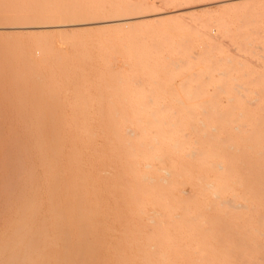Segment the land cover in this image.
<instances>
[{
    "label": "bare ground",
    "instance_id": "6f19581e",
    "mask_svg": "<svg viewBox=\"0 0 264 264\" xmlns=\"http://www.w3.org/2000/svg\"><path fill=\"white\" fill-rule=\"evenodd\" d=\"M249 1L0 0V264H264Z\"/></svg>",
    "mask_w": 264,
    "mask_h": 264
},
{
    "label": "rangeland",
    "instance_id": "374dc122",
    "mask_svg": "<svg viewBox=\"0 0 264 264\" xmlns=\"http://www.w3.org/2000/svg\"><path fill=\"white\" fill-rule=\"evenodd\" d=\"M255 3H254V2ZM257 1V2H256ZM238 4V3H237ZM237 4H229V5H227V6H224V7H222L221 6V8H220V6L219 5H217V6H215V4H209L208 6H207V8H199V9H202V11L201 10H198V9H193V11L192 10H190V11H187V12H184L185 14H184V16L186 17H184L185 19H187V18H192V19H198L197 17H199V18H201V19H207V18H209V19H211V20H213V21H217V19L218 20H220V19H226V21H227V23H229V24H231V26L233 27V31L232 32H230V34H226L225 36H224V39H227V41H229L231 38H234L235 37V35L239 32V29L237 28V27H240V26H244L245 27V25L246 24H244V25H242V22L243 23H247V25H246V27L247 26H254V25H259V26H261L262 27V30L264 31V0H252V1H249V2H245V3H240V6L238 7L237 6ZM242 4V5H241ZM232 5V6H231ZM239 5V4H238ZM211 6H212V8H211ZM261 6V7H260ZM214 7V8H213ZM238 7V8H237ZM247 7V8H246ZM248 7H250V8H248ZM260 7V8H259ZM211 8V9H210ZM234 8V9H233ZM207 9L210 11V14H209V11L207 12ZM219 9V10H218ZM225 9V10H224ZM243 9H245L244 11H243ZM248 10V11H247ZM200 11V12H199ZM213 11V12H212ZM219 11H220V13H219ZM240 11V12H239ZM195 12H197V13H195ZM199 12V13H198ZM234 14H233V13ZM244 12V13H243ZM256 12H257V14H256ZM205 13H207V14H205ZM232 13V14H231ZM195 14H196V16H195ZM237 15V16H236ZM246 15V16H245ZM248 15H250V17H252V18H250V19H248V18H246V17H249ZM258 15V16H257ZM260 15V16H259ZM263 15V16H262ZM203 16V17H202ZM227 16V17H226ZM229 16H230V18H229ZM235 16V17H234ZM243 16H245V18L246 19H244V17ZM256 16V17H255ZM221 17V18H220ZM179 18V19H178ZM228 18V19H227ZM237 18V19H236ZM251 19H253V20H251ZM180 20H183V17H174V18H170V19H167V20H165L164 22H163V24H170V23H176L175 21H180ZM242 22H241V21ZM254 21V22H253ZM261 21V22H260ZM259 22V23H258ZM262 24V25H261ZM237 26V27H236ZM89 26H83V27H80L79 29H77L78 31H76L78 34H77V36H92V35H96V33L94 32V30H91L90 31V29H92L93 27H89ZM236 27V28H235ZM138 28V27H137ZM6 31H12V33H16V32H19V33H21V32H23L22 30H24L25 32H23L22 34H27V31H31V30H27V29H5ZM4 29L3 30H1V32H4V33H6V31H5ZM32 30H34V29H32ZM57 30V29H56ZM51 31V32H53L55 35H56V33H57V35L56 36H63V35H66L69 31L68 30H70L69 28H58V30L57 31ZM81 30V31H80ZM132 30V32H133V28L131 29ZM14 31V32H13ZM59 31V32H58ZM82 31H83V33H82ZM90 31V32H89ZM50 32V31H49ZM251 31H248V32H246V35H248V33H250ZM65 33V34H64ZM61 34H63V35H61ZM71 34V33H70ZM263 34H264V32H263ZM228 36H230V37H228ZM226 41V40H225ZM224 48H227V49H225V53H226V55H228V54H233V52H231V50H229V47L226 45ZM243 52H245V53H243ZM239 54H241L242 55V57L244 56L245 58H247V59H250V60H252L253 61V63L252 62H246V71L247 72H251V73H257V72H261L262 70H261V68H260V66H262V65H264V59L263 58H261V59H258V55L256 56L255 55V58H254V54H251L250 52H246V51H243V50H241V52H239ZM247 56V57H246ZM257 57V58H256ZM244 58V59H245ZM244 59H241V60H244ZM256 64H255V63ZM261 62V63H260ZM259 64V65H258ZM257 65V66H256ZM261 70V71H260ZM195 245H197L198 247H200V245H198L196 242H193L192 243V246H193V248H196L195 247ZM197 247V248H198ZM165 253H166V255L168 256V257H172V253H171V251L168 249V250H166L165 251ZM133 254H136V252H134ZM195 256L197 257V256H201V254L200 253H195ZM194 264H201V262H199V261H195L194 262Z\"/></svg>",
    "mask_w": 264,
    "mask_h": 264
}]
</instances>
